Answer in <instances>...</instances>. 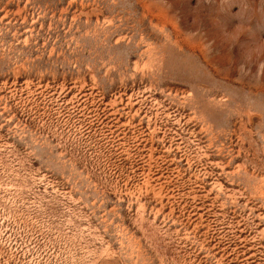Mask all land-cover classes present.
I'll return each instance as SVG.
<instances>
[{
    "label": "rangeland",
    "instance_id": "374dc122",
    "mask_svg": "<svg viewBox=\"0 0 264 264\" xmlns=\"http://www.w3.org/2000/svg\"><path fill=\"white\" fill-rule=\"evenodd\" d=\"M0 264H264V0H0Z\"/></svg>",
    "mask_w": 264,
    "mask_h": 264
}]
</instances>
